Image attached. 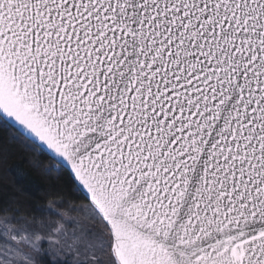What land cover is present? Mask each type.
Listing matches in <instances>:
<instances>
[{
  "label": "snow or ice",
  "instance_id": "obj_1",
  "mask_svg": "<svg viewBox=\"0 0 264 264\" xmlns=\"http://www.w3.org/2000/svg\"><path fill=\"white\" fill-rule=\"evenodd\" d=\"M0 264H264V0H0Z\"/></svg>",
  "mask_w": 264,
  "mask_h": 264
},
{
  "label": "trees",
  "instance_id": "obj_2",
  "mask_svg": "<svg viewBox=\"0 0 264 264\" xmlns=\"http://www.w3.org/2000/svg\"><path fill=\"white\" fill-rule=\"evenodd\" d=\"M29 156L35 159L32 154ZM13 163H19V161H13ZM50 162H45L43 167H47ZM25 171L29 173L27 187V193L22 195V199L28 201L33 206L40 208H46L53 206L61 197L64 199L66 205L78 206L83 203L78 199V196L71 192L69 185L66 183L63 176H57L53 173L51 177L43 173V169L40 172H32L31 169L25 165ZM17 188L11 194L20 193L22 188Z\"/></svg>",
  "mask_w": 264,
  "mask_h": 264
},
{
  "label": "rangeland",
  "instance_id": "obj_3",
  "mask_svg": "<svg viewBox=\"0 0 264 264\" xmlns=\"http://www.w3.org/2000/svg\"><path fill=\"white\" fill-rule=\"evenodd\" d=\"M70 207H80V205L78 206H74V205H66L64 204V206L61 208V209H58V211L61 212V215H63L65 217L66 220H82L83 217L80 216L79 214L77 213H72L69 211Z\"/></svg>",
  "mask_w": 264,
  "mask_h": 264
}]
</instances>
